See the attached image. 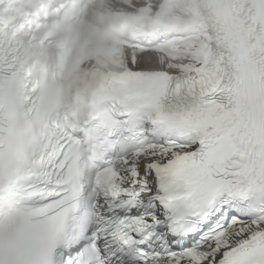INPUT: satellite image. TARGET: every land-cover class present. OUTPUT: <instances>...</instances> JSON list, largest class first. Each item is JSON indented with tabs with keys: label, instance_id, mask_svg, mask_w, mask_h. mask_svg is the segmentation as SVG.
Wrapping results in <instances>:
<instances>
[{
	"label": "snow or ice",
	"instance_id": "1",
	"mask_svg": "<svg viewBox=\"0 0 264 264\" xmlns=\"http://www.w3.org/2000/svg\"><path fill=\"white\" fill-rule=\"evenodd\" d=\"M0 264H264V0H0Z\"/></svg>",
	"mask_w": 264,
	"mask_h": 264
}]
</instances>
